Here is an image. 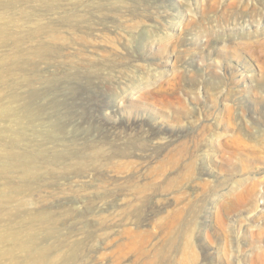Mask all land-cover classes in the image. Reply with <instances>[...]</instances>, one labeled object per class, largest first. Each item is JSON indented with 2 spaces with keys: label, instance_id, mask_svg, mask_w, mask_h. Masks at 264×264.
I'll list each match as a JSON object with an SVG mask.
<instances>
[{
  "label": "rangeland",
  "instance_id": "obj_1",
  "mask_svg": "<svg viewBox=\"0 0 264 264\" xmlns=\"http://www.w3.org/2000/svg\"><path fill=\"white\" fill-rule=\"evenodd\" d=\"M0 264H264V0H0Z\"/></svg>",
  "mask_w": 264,
  "mask_h": 264
},
{
  "label": "bare ground",
  "instance_id": "obj_2",
  "mask_svg": "<svg viewBox=\"0 0 264 264\" xmlns=\"http://www.w3.org/2000/svg\"><path fill=\"white\" fill-rule=\"evenodd\" d=\"M114 102H116V100H115ZM178 215H179V214H178ZM178 215H177V216H178ZM177 216H176V217H177ZM131 232H132V231H131ZM134 233H135V232H134ZM134 233H133V234H134ZM125 234H126V233H125ZM139 235H140V234H139ZM135 236H136V238H137V234H136ZM133 237H134V236H133ZM134 238H135V237H134ZM134 238H133V239H134ZM134 240H135V239H134ZM131 242H132V240H131ZM132 244H134V243H132ZM135 244H136V243H135ZM45 254H46V251L43 250L42 253H41L40 255L44 256ZM46 256H47V255H46Z\"/></svg>",
  "mask_w": 264,
  "mask_h": 264
}]
</instances>
